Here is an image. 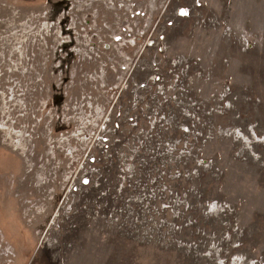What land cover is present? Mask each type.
<instances>
[{"label":"rangeland","instance_id":"1","mask_svg":"<svg viewBox=\"0 0 264 264\" xmlns=\"http://www.w3.org/2000/svg\"><path fill=\"white\" fill-rule=\"evenodd\" d=\"M0 264H264V0H0Z\"/></svg>","mask_w":264,"mask_h":264},{"label":"built area","instance_id":"2","mask_svg":"<svg viewBox=\"0 0 264 264\" xmlns=\"http://www.w3.org/2000/svg\"><path fill=\"white\" fill-rule=\"evenodd\" d=\"M98 1H101V0H88V5L93 4V2H98ZM107 1H108V0H107ZM242 45H244V47H248L247 42H244V44H242ZM106 49H108V46L106 47ZM158 72H159V69H158ZM159 73H160V72H159ZM158 80H159V79H158ZM158 80H157V81H158ZM225 90H226V89H225ZM130 121H133V119H131ZM121 122H122V121H120V119H117V120H115L114 122H112V124H111V131H112V133H113L114 135H115V134L122 133L123 126H122ZM124 124H125V123H124ZM125 125H126V124H125ZM135 125H136V124H135ZM135 125H134L133 127H135ZM127 126H129V125L127 124ZM129 127L132 128V126H129ZM108 142H109V140H108V138H107V139L103 140L102 143H104V144L101 143L100 149H101L104 153H106V152H110V151H111V146H110L111 143H110V144H107ZM89 161H90L91 164H95L96 159H95L94 157H91V158L89 159ZM90 182H91V178H90V176H89L88 174H83V177L79 178V185H81L83 188L86 187V186H88V185L90 184ZM73 191H74V192L77 191V187L74 188Z\"/></svg>","mask_w":264,"mask_h":264}]
</instances>
